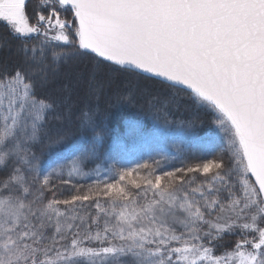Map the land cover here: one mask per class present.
<instances>
[{"label":"snow or ice","instance_id":"snow-or-ice-1","mask_svg":"<svg viewBox=\"0 0 264 264\" xmlns=\"http://www.w3.org/2000/svg\"><path fill=\"white\" fill-rule=\"evenodd\" d=\"M27 4L0 0L21 57L0 67V264H264V0H39L31 16ZM60 48L188 91L221 154L103 179L95 164L76 188L99 159L94 139L36 153L52 111L38 89ZM64 185L76 193L61 198ZM225 234L238 238L217 254Z\"/></svg>","mask_w":264,"mask_h":264},{"label":"trees","instance_id":"trees-1","mask_svg":"<svg viewBox=\"0 0 264 264\" xmlns=\"http://www.w3.org/2000/svg\"><path fill=\"white\" fill-rule=\"evenodd\" d=\"M38 3L39 0H28L27 11L30 16L33 15ZM19 45L20 41L14 38L7 27L0 22V67L6 66L11 70L21 63V57L17 52ZM56 51L68 54L57 60L49 58L44 80L49 82L46 85L42 83L38 89L39 94L52 104L43 143L36 149L38 156L57 145H71L74 141L85 137L90 140L94 135L102 136L107 133L111 137L126 130L151 128L157 124L155 122L173 129L182 125L185 132L190 133L187 136L193 137L189 141V147L185 150L181 149L185 154L183 160L178 163H166L159 172L201 163L220 154L216 149L208 150V144L205 141L199 144V140H206L215 133L216 127L209 113L194 104L188 91L170 87L169 84L159 80L118 68L107 62L98 63L91 56L74 55V50L60 48ZM93 71H98L96 79H111L112 83L108 90L101 94L98 102L92 101L85 106L82 102L84 96L79 86L73 87L64 79V76L67 73H83L87 80ZM54 76H58V79L54 80ZM143 89L149 92L141 98ZM112 92L122 97L131 95V92L133 94L129 99H122L121 104L111 96ZM117 104L120 106H116ZM89 121L92 127L86 128L85 125ZM189 125H191L190 129ZM57 140H62V143L57 144ZM94 163L88 164L85 168L90 178L86 176L73 179V184L81 191L97 178L92 171ZM76 188L72 185L60 186L57 194L65 198L75 194ZM237 238L235 235L225 234L223 240L219 242L220 246L216 249L217 254H221L225 249L230 250Z\"/></svg>","mask_w":264,"mask_h":264},{"label":"rangeland","instance_id":"rangeland-1","mask_svg":"<svg viewBox=\"0 0 264 264\" xmlns=\"http://www.w3.org/2000/svg\"><path fill=\"white\" fill-rule=\"evenodd\" d=\"M97 72L98 71L91 72V75L89 74L90 76L87 80L83 73H67L64 76V79L69 81L68 83L73 87L79 86V90L81 89L83 93L82 95L84 96L82 102L85 106H88L92 101L98 102L101 94L105 93L112 83L111 79H96ZM53 79L57 80L58 76H54ZM48 82L44 81L43 85H46ZM84 85L86 86L84 87ZM126 85L133 87L130 84ZM64 92H66V89H64ZM147 92L149 91L143 89L140 95L141 98L145 97ZM132 94L133 93L131 92V95ZM131 95L129 94L122 97L118 95V93L117 95L113 93L111 96L116 98V101L122 104L123 101L121 100L129 99ZM64 99L66 100V97ZM194 104L197 105V107L202 108L199 104L195 102ZM116 106L120 105L117 104ZM155 123L157 124L151 128L144 127L138 129V131L136 129L126 130V132L124 131L111 137L108 136L107 133L102 136L94 135L90 140H95L96 152L99 159H97L94 164L100 165L99 178L103 179L105 176L111 177L116 169L130 166L135 167L137 164L149 163L154 165V161H159V166L157 168V171L159 172L166 163L181 162L185 155L181 149H187L189 147V141L192 140L193 137H188L186 135L184 138H181L179 135L174 134L176 129L163 127L158 122ZM215 133L222 136V133H219L217 128ZM85 139L86 137L79 141ZM203 141L208 144V150L216 149L221 154V149L224 145L223 141L218 139L217 136L212 134L210 137H207L206 140H199V144ZM67 146L69 145H57V147L52 148L51 151L53 153H63ZM49 151L50 149L44 152L43 155L39 156L42 161L50 160L48 155ZM51 159H55V156L51 157ZM106 168H111L112 171L105 172L104 169ZM146 171L147 169L143 170V172ZM93 174L96 176L95 172H93Z\"/></svg>","mask_w":264,"mask_h":264},{"label":"water","instance_id":"water-1","mask_svg":"<svg viewBox=\"0 0 264 264\" xmlns=\"http://www.w3.org/2000/svg\"><path fill=\"white\" fill-rule=\"evenodd\" d=\"M107 63L111 64V62H107ZM112 65H114V64H112ZM114 66H116V67H118V68H122L121 66H118V65H114ZM122 69H125V70H128V71H131V72H135V73L141 74V75H143V76H146V77H149V78H153V79L159 80V81H161V82H164V83L170 85V82L164 81L163 78L154 77V76H152L151 74L141 73V72H139V71H137V70H133V69H130V68H127V69H126V68H122ZM176 88H180V89H181L180 86H178V87H176Z\"/></svg>","mask_w":264,"mask_h":264}]
</instances>
